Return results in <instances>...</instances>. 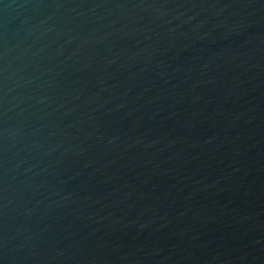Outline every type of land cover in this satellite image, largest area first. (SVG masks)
<instances>
[{"label":"water","instance_id":"95a60500","mask_svg":"<svg viewBox=\"0 0 264 264\" xmlns=\"http://www.w3.org/2000/svg\"><path fill=\"white\" fill-rule=\"evenodd\" d=\"M0 264H264V0H0Z\"/></svg>","mask_w":264,"mask_h":264}]
</instances>
